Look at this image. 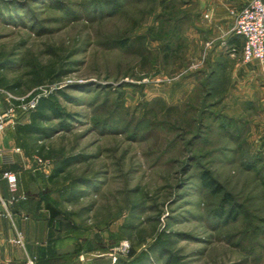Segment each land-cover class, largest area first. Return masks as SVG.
<instances>
[{"label": "rangeland", "instance_id": "1", "mask_svg": "<svg viewBox=\"0 0 264 264\" xmlns=\"http://www.w3.org/2000/svg\"><path fill=\"white\" fill-rule=\"evenodd\" d=\"M216 1L0 0V61L12 63L0 76L19 83V98L68 97L66 129L55 120L50 136L19 143L30 161L20 183L77 254L264 264V85L233 77L198 38ZM36 65L54 77L35 85ZM206 171L223 194L204 189Z\"/></svg>", "mask_w": 264, "mask_h": 264}, {"label": "crops", "instance_id": "2", "mask_svg": "<svg viewBox=\"0 0 264 264\" xmlns=\"http://www.w3.org/2000/svg\"><path fill=\"white\" fill-rule=\"evenodd\" d=\"M249 1L217 0L208 5L204 17L208 14L210 18L203 21L198 38L209 36L212 39V57L229 62L232 68L227 71L233 77L238 76L241 82L255 81L264 85V65L258 62L236 63L234 58L237 53L242 56V45L240 48L231 46L234 21L230 11L242 8ZM232 48L236 49L235 53H232ZM226 49H230L232 55ZM14 128L8 125L0 136V264H25L29 259H34L36 264H101V260L77 254L74 243L70 244L56 229L48 207L27 195V188L20 179L21 174L28 170L27 162L30 161L19 147L21 140L16 137ZM6 171L15 173L19 180L17 198L12 204L9 202L13 194L3 178ZM32 178L36 181V177ZM32 186L37 189L35 182L30 189ZM19 240L22 244L17 242Z\"/></svg>", "mask_w": 264, "mask_h": 264}, {"label": "trees", "instance_id": "3", "mask_svg": "<svg viewBox=\"0 0 264 264\" xmlns=\"http://www.w3.org/2000/svg\"><path fill=\"white\" fill-rule=\"evenodd\" d=\"M242 45V49L244 43L242 38L234 35L231 39V46H235L236 48H240ZM36 65L33 68L32 74L35 75V85L41 86L44 84L46 80H49L54 77V68L51 66L42 67ZM12 68V63L7 60L0 61V72L3 70H8ZM20 87L19 83L11 84L6 80L5 77L0 76V88L5 89L9 92L15 94L16 90ZM63 96L68 98L62 91H54L49 92L46 95H41L38 97L37 105L34 110L26 113L27 122L25 123H17L14 127L15 135L19 140H24L28 138H39L43 139L45 137L50 136L51 132L55 130H50L45 126L47 124L52 123L55 120L60 121V125L58 128H62L63 130L68 127L67 120L71 118V115L66 113L65 107L59 100V97ZM43 151L44 148L41 147ZM72 158H68L62 160L57 167L53 170L51 175L48 177L49 183L54 184V180L59 178L71 165ZM201 183L204 189L208 190L214 195L223 194V189L221 185L212 177L210 172H203L201 175ZM224 204L229 203V195L224 194L223 196ZM223 211H218L217 216L221 217L223 215ZM52 219L55 220V215H52Z\"/></svg>", "mask_w": 264, "mask_h": 264}, {"label": "built area", "instance_id": "4", "mask_svg": "<svg viewBox=\"0 0 264 264\" xmlns=\"http://www.w3.org/2000/svg\"><path fill=\"white\" fill-rule=\"evenodd\" d=\"M230 15L234 21L233 34L242 38L244 46L241 51L242 61L246 64L258 62L264 65V0H251L240 9L233 8ZM208 19L210 16L205 15ZM233 53L236 52L232 48ZM5 102L8 108L0 112V136L5 132L8 125L15 126L19 113H28L34 110L38 98L26 100L19 98L12 92L0 88V103ZM20 151V149H17ZM38 162L42 159L36 157ZM9 191L13 197L9 204H12L19 191V180L15 173L6 171L3 174ZM25 199V196H21ZM22 244V241H17ZM25 264H36L34 259H29Z\"/></svg>", "mask_w": 264, "mask_h": 264}]
</instances>
